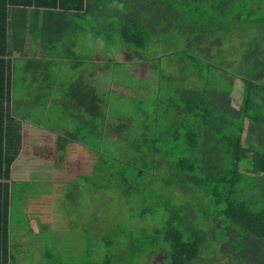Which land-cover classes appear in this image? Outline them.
Here are the masks:
<instances>
[{
	"label": "trees",
	"instance_id": "obj_1",
	"mask_svg": "<svg viewBox=\"0 0 264 264\" xmlns=\"http://www.w3.org/2000/svg\"><path fill=\"white\" fill-rule=\"evenodd\" d=\"M16 2L0 0V264H10L16 258V250H12L17 246L10 236L11 200L13 186L25 183L13 185L10 181L12 163L21 150V125L10 113H4L5 101L11 95L5 92L11 78V60L6 59L8 6ZM20 3L36 6V11L47 9L40 18L39 45L58 58L75 54L70 45L79 42L78 35L85 30L81 27L71 32L70 24L80 18L74 11H85V23L93 21L95 26L91 27L96 35L106 41L113 43L117 36L126 47L141 51L161 42L167 46L174 28L182 33L175 37L178 42L186 41L178 44L186 49L183 58L192 63V72L186 66L180 69L184 88L164 73L165 78L177 84L174 83L177 90L170 104L180 107L182 119L162 144L167 151L165 161L174 175L195 184L200 192L193 194L192 202L170 204L168 200H158L165 214V222L158 230L164 239L154 240L155 235L146 244L152 243L154 250L156 245L163 247L166 256L162 262L170 264H209L208 255L217 245L230 248L234 260L227 264H264V0H19ZM11 32L13 40L21 37V43H25L26 28L13 24ZM66 43H70L67 49ZM16 47L22 49V44ZM198 74L201 85L193 88L190 83ZM65 104L74 108V116L88 124L91 132L103 126L105 113L94 87L66 93ZM180 133L186 135L180 137ZM60 140L63 153L69 142L66 138ZM152 143L155 145V141ZM157 149L153 146V152ZM241 160H252L259 174L239 171ZM201 204L207 210L203 224L197 212ZM207 248L209 252L204 251ZM222 260L220 263H224ZM95 264L119 262L108 254Z\"/></svg>",
	"mask_w": 264,
	"mask_h": 264
},
{
	"label": "rangeland",
	"instance_id": "obj_2",
	"mask_svg": "<svg viewBox=\"0 0 264 264\" xmlns=\"http://www.w3.org/2000/svg\"><path fill=\"white\" fill-rule=\"evenodd\" d=\"M81 25L85 34L79 56L93 59L97 55L98 61L103 57L98 64L83 63L89 70L96 67L89 79L101 98L105 122L91 132L65 104L66 93L61 91L53 93L41 110L34 101L27 104L34 125L37 117L45 129L60 136L44 133L45 148H36L39 127L25 124V163L15 164L17 170L23 169L25 183L13 186L10 228L17 247L10 264H95L108 254L119 264H170L162 262L166 256L163 247L156 245L154 250L152 243H146L155 235L154 240L164 239L158 230L165 214L158 200L192 202L193 194L200 192L195 184L174 175L162 144L181 118L180 110L170 104L177 84L164 73L184 88L180 69L186 66L192 72V63L183 58L186 49L181 45L186 41L178 42L175 35L182 33L174 28L167 46L162 42L141 51L126 47L117 36L111 43L96 35L93 21ZM58 79H63L61 74ZM193 80L201 85L199 74ZM236 83L240 85V79ZM63 125L66 134H60ZM56 138L55 151L48 148L52 147L48 142ZM60 138L69 142L63 153ZM153 146L157 151L153 152ZM239 171L259 174L252 160H241ZM198 207L203 224L207 210L202 204ZM231 253L230 248L217 245L208 255L209 264L233 263Z\"/></svg>",
	"mask_w": 264,
	"mask_h": 264
},
{
	"label": "crops",
	"instance_id": "obj_3",
	"mask_svg": "<svg viewBox=\"0 0 264 264\" xmlns=\"http://www.w3.org/2000/svg\"><path fill=\"white\" fill-rule=\"evenodd\" d=\"M16 1V4H11L8 6L9 37L8 54L6 56V59L10 58L11 60V78L9 81V86H6L5 92H9L11 95L10 100L5 101L6 109L4 111L5 114L10 113L11 117L18 121L21 125V150L18 157L15 159L11 166L10 181L13 182V185L17 182H25L23 169L21 171L17 170L15 164L18 161H20L21 164L25 163V124L31 123L34 125L32 116L29 115V113L31 112V110L28 109L30 105L27 106V104H30L29 97L36 94L34 102L36 104V108H40L41 110V108H44L46 106L48 99L53 93L60 91L63 93L79 92L82 90V88H84L85 90H89V87H94V83L91 79L92 76L95 75L96 67H94L92 70H89L84 67L83 62H88V60H90L98 64L103 61V57L101 61H98L96 59L97 55H95L93 59H88L87 56L84 57L83 55L79 56L78 50L80 49L79 46L82 45L81 42L83 41V36L85 34L84 31L78 35L77 39H79L80 41L72 45V47L70 43L65 44V48L67 44L70 45V48H72V51H75V54H69V56H64L63 58H58L55 55L51 56L50 54H47L41 49V45H39V40L41 38V36H39L41 31L40 18L42 13L47 12V9L41 8L36 11V6H24L22 3L19 4V0ZM84 13L85 11H74V14L76 16H79L80 18L79 21H72V23L70 24L71 32L75 30L78 31L82 27L81 23H85ZM13 24L21 29L26 28L24 44L21 43V37L19 36L17 40H13L14 37L12 36L11 32ZM17 34L19 33L17 32ZM19 44H22V49H18V47H16L19 46ZM67 48L69 47L67 46ZM59 74H61L63 79H58ZM90 77L91 79H89ZM191 87H199V84H196V82L193 81ZM94 88L96 89V86ZM66 100L68 101V98H66ZM173 108L180 110V107L177 104H173ZM73 109L74 108H72V110ZM180 113L181 118L179 119V121H181L182 119L181 110ZM7 119L8 117L5 116V120ZM27 119L30 120L26 122ZM41 124L42 122L38 121L36 117V125L34 126H38L39 130L38 135L34 140V143H36L34 144V146L39 149H44V133H47L48 135L51 134L52 136L56 134V137H58L59 133L54 130H49L47 128L45 129ZM96 131H98V129H96ZM67 132L68 130H66L65 125H63L62 132H60V134H66ZM75 139L77 140V138ZM48 143L50 144V146L52 145V147H48L49 149L55 148V151L57 150V138L53 140L52 143ZM79 143L81 145L83 144L81 142ZM25 172L27 173V171ZM15 173L17 174L16 177L14 176ZM11 224L12 221L10 223V226ZM10 236L12 237L11 228Z\"/></svg>",
	"mask_w": 264,
	"mask_h": 264
}]
</instances>
